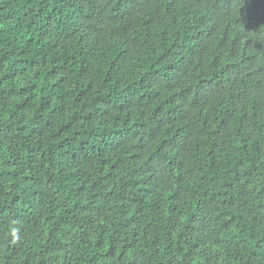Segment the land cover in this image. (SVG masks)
I'll use <instances>...</instances> for the list:
<instances>
[{"label":"trees","instance_id":"obj_1","mask_svg":"<svg viewBox=\"0 0 264 264\" xmlns=\"http://www.w3.org/2000/svg\"><path fill=\"white\" fill-rule=\"evenodd\" d=\"M0 264H264V0H0Z\"/></svg>","mask_w":264,"mask_h":264},{"label":"clouds","instance_id":"obj_2","mask_svg":"<svg viewBox=\"0 0 264 264\" xmlns=\"http://www.w3.org/2000/svg\"><path fill=\"white\" fill-rule=\"evenodd\" d=\"M15 231V230H14Z\"/></svg>","mask_w":264,"mask_h":264}]
</instances>
